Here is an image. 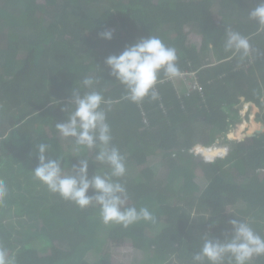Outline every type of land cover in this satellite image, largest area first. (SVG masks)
<instances>
[{
  "label": "trees",
  "instance_id": "1",
  "mask_svg": "<svg viewBox=\"0 0 264 264\" xmlns=\"http://www.w3.org/2000/svg\"><path fill=\"white\" fill-rule=\"evenodd\" d=\"M256 2L0 0V180L7 188L0 198V250L8 264H113L111 249L128 243L147 255L144 264H194L205 236L231 235L233 217L264 237V133L241 142L228 137L242 122L244 103L261 109L257 121L264 124V29L249 17ZM109 29L114 38L100 39ZM227 29L248 38V56L225 50ZM149 35L176 49L180 73H191L200 92H189L182 80L180 94L170 81L157 84L156 100L125 98L104 61ZM192 36L202 38L201 47ZM86 77L113 102L103 107L126 166L114 178L127 189L126 206L148 208L151 221L105 224L98 204L80 208L33 175L41 143L66 174L79 160L89 162L90 176L110 173L96 160L98 149L62 138L56 128L67 118L62 109L74 107L72 90L88 91ZM167 78L160 74V81ZM161 102L169 120L154 110ZM197 144L210 147L215 160L196 158ZM16 217L22 218L11 220ZM90 252L99 255L96 261L85 259ZM250 264H264V255Z\"/></svg>",
  "mask_w": 264,
  "mask_h": 264
},
{
  "label": "clouds",
  "instance_id": "2",
  "mask_svg": "<svg viewBox=\"0 0 264 264\" xmlns=\"http://www.w3.org/2000/svg\"><path fill=\"white\" fill-rule=\"evenodd\" d=\"M249 17L264 29V0H257L255 7L249 11ZM99 36L102 40L111 41L114 38V30H105ZM224 47L226 51H233L242 56H248L252 51L248 38L230 29L226 30ZM177 59L175 48L165 45L159 37L149 35L126 46L118 55L108 56L104 63L110 69V75L125 87V98L139 104L147 98L152 100L159 98L156 90L158 83L171 81L180 94L179 89L182 87L178 84L182 79H179V76H191V73H180L176 64ZM161 73L168 78L160 81ZM82 83L88 91L81 93L77 89L72 90L70 103L74 107L70 111L68 107L62 109L68 113L67 118L56 123V128L64 138H73L77 145L89 150L98 149L96 160L108 165L110 173L90 176L89 162L79 160L77 165H73L72 173L66 174L61 161L48 158L46 155L48 146L41 143L37 146L39 163L32 170L33 175L51 192L74 202L80 208H87L93 202L98 204L105 224L117 223L128 227L140 220L151 221L153 216L148 208L138 210L136 207L126 206L127 189L118 179H114L126 174V166L119 149L112 145L111 127L103 107V105L110 107L113 102L105 100L104 96L94 89L96 83L94 78L86 77ZM195 90L199 91L200 87L196 85L189 92ZM244 105H254L253 107L259 110L258 114L261 112L255 104ZM154 110L162 112L164 119L169 120L170 111L162 102ZM258 123L263 125V130L254 132L256 136L264 133V124ZM183 133L184 129L178 128V136ZM230 134L232 133L229 132L228 137ZM209 149L210 147L197 144L192 153L196 158L210 163L215 160V156L209 157L207 153ZM6 192L7 188L0 180V198ZM228 223L231 235L225 239L205 236L199 252L193 255L194 264H224L226 258L229 264H250L253 257L264 255V237L259 235L249 222L233 217ZM0 264H8L7 253L4 250H0Z\"/></svg>",
  "mask_w": 264,
  "mask_h": 264
},
{
  "label": "rangeland",
  "instance_id": "3",
  "mask_svg": "<svg viewBox=\"0 0 264 264\" xmlns=\"http://www.w3.org/2000/svg\"><path fill=\"white\" fill-rule=\"evenodd\" d=\"M190 39L192 42L196 43L199 47H201V44H202V38L201 37L192 36ZM212 53H214V52H212ZM214 58L216 61L217 58L216 57H214ZM179 79L186 81V85H187V87H189L190 90L195 85V82H192L193 76L180 75ZM178 86L183 87V83L179 82ZM179 90H180V92H182V88H180ZM253 106L254 105H251V106L245 105L244 110H242V112H241L242 113V120H241L242 122L239 123L238 125L234 126L230 130V132L232 133L231 136H233V139L238 141V142H241V138L244 137L247 132L249 133L251 124L253 126L256 123H258V122H256L257 121L256 120V118H257L256 114H258L259 110H258V108L255 109ZM250 109H251V112H250ZM248 111L250 112V115L247 117ZM243 125H245V126H243ZM262 130H263V125L261 126V128L259 130H256V131H262ZM256 131H253V133ZM61 137L63 138L62 135H61ZM198 175L201 176V173L198 172ZM202 181H203V179L198 178V182L203 185ZM180 184H182V180H179L177 185H180ZM17 193H23V190H18ZM238 206L242 209L245 208V205L242 203L239 204ZM228 210L232 211L233 208H229ZM21 218L22 217L11 218V220L15 222V221L20 220ZM25 222H27V220L24 221V223ZM110 255H111L110 259H111V262L113 264H144V261H147V255L142 251L136 250L129 243L124 244L122 247H117V248L111 249ZM97 257H99L98 254H96L95 252H90L87 256H85V259L89 260L90 262H94L97 260Z\"/></svg>",
  "mask_w": 264,
  "mask_h": 264
},
{
  "label": "bare ground",
  "instance_id": "4",
  "mask_svg": "<svg viewBox=\"0 0 264 264\" xmlns=\"http://www.w3.org/2000/svg\"><path fill=\"white\" fill-rule=\"evenodd\" d=\"M97 69V68H96ZM245 126V125H243ZM261 124L260 123H256L255 125L253 126H250V131L249 133H253V131H256V130H259L261 128ZM245 128V127H244ZM224 133V132H223ZM189 144V143H188Z\"/></svg>",
  "mask_w": 264,
  "mask_h": 264
},
{
  "label": "water",
  "instance_id": "5",
  "mask_svg": "<svg viewBox=\"0 0 264 264\" xmlns=\"http://www.w3.org/2000/svg\"><path fill=\"white\" fill-rule=\"evenodd\" d=\"M242 101H244V98L242 99ZM256 136V134H253V133H246V135L244 136V137H242L241 138V140H244L245 138H253V137H255ZM229 138L230 139H233V136H231V134L229 135Z\"/></svg>",
  "mask_w": 264,
  "mask_h": 264
},
{
  "label": "built area",
  "instance_id": "6",
  "mask_svg": "<svg viewBox=\"0 0 264 264\" xmlns=\"http://www.w3.org/2000/svg\"><path fill=\"white\" fill-rule=\"evenodd\" d=\"M195 87H196V84H195V86L193 88H195Z\"/></svg>",
  "mask_w": 264,
  "mask_h": 264
},
{
  "label": "crops",
  "instance_id": "7",
  "mask_svg": "<svg viewBox=\"0 0 264 264\" xmlns=\"http://www.w3.org/2000/svg\"><path fill=\"white\" fill-rule=\"evenodd\" d=\"M250 126H252V124Z\"/></svg>",
  "mask_w": 264,
  "mask_h": 264
}]
</instances>
